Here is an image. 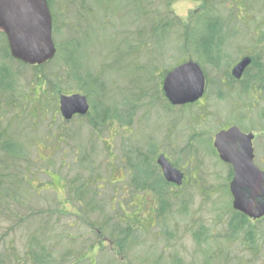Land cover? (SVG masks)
<instances>
[{
	"label": "trees",
	"instance_id": "16d2710c",
	"mask_svg": "<svg viewBox=\"0 0 264 264\" xmlns=\"http://www.w3.org/2000/svg\"><path fill=\"white\" fill-rule=\"evenodd\" d=\"M74 1L82 5L88 0ZM96 1L100 5L104 2L106 12L119 13L113 8L114 0ZM176 1H128L131 11L141 18H135V28L129 30V38L123 42L124 45L133 43L123 54L129 60L125 67L136 83L125 91L133 103L127 106L125 102L122 105L126 108L121 110L117 104L107 107L105 98L109 87L102 81V75L90 70L76 73L74 68L76 48L81 47L78 32L90 24L91 17H96L97 9L91 11L83 6L64 20L73 51L67 56L64 48L57 45L56 57L42 66H29L15 60L6 35L0 32L4 47V53L0 49V264H264L261 221H251L234 209L226 225L219 219L208 227L201 218L194 219L190 216L192 205L187 184L176 187L164 179L154 162L156 151L148 153L138 148L136 160L126 156L124 187L119 185L120 180L113 181L111 173L107 174L111 170L109 165L104 171L98 170L94 155L74 145L73 149H82L78 155L71 152L72 163L81 167L66 187L68 202L77 208L72 213L76 217L74 224L61 222L59 216L67 214L66 209L58 200H43L35 187L38 175L52 170L50 160L41 159L36 143L52 147L57 141L64 145L75 140L68 132V123L59 117L61 94L82 92L93 102L90 113L81 119H87V126L100 138L107 124L119 121L130 126L139 111L159 102L164 95L160 88L165 74L187 60L198 62L208 80L212 79L211 72L217 79L220 77L215 81L219 100L227 93L233 104L243 100L245 95L250 96V102L251 90L264 87V49H258L256 44L243 56L250 57L252 63L239 88L229 70L243 54L244 44L234 49L235 29L246 31L255 16L259 19L258 10H264V0L260 3L202 0V10L191 15L189 24L170 11ZM48 3L56 41L60 26L52 10L54 3L51 0ZM256 5H260V9ZM248 16L247 23L243 24V18ZM176 58L178 61L170 66L168 63ZM8 62L16 67L6 66ZM223 85L227 89L221 90ZM123 113L127 114L126 120ZM16 128L19 130L11 134ZM38 129L46 132L45 135ZM193 133L182 150L191 166L199 160L201 146H204L201 134L195 130ZM211 150L215 155L214 149ZM98 177L104 178L106 185L98 188L95 185ZM103 189L110 192L109 199L99 194ZM124 190L125 204L119 196ZM138 196L142 197L141 201L137 200ZM146 196L152 199L151 209ZM185 236L190 237L193 245L188 257L187 253L183 256L184 252L176 249Z\"/></svg>",
	"mask_w": 264,
	"mask_h": 264
},
{
	"label": "rangeland",
	"instance_id": "374dc122",
	"mask_svg": "<svg viewBox=\"0 0 264 264\" xmlns=\"http://www.w3.org/2000/svg\"><path fill=\"white\" fill-rule=\"evenodd\" d=\"M51 1L54 3L52 10H54L60 26V33L56 39L57 42H55L64 48L67 56L71 55L73 47L69 44L70 37L69 32H67L64 26L65 21L73 16L75 12H79L81 10L79 8L83 6L88 7L91 11H94V9L98 10L96 17H91L90 24L78 32L77 40L81 42V47L76 48V64L74 68L76 73H80L81 71L82 73H86L87 70H90L93 74L98 73L97 75L103 76L102 81L107 82L109 87L105 98L107 107L111 103L113 105L117 104L119 106L116 105V107H118V110H121L126 108V106L122 105L125 102L128 103L127 106H130L133 100L127 96L128 94L125 91H128L136 82L130 75L129 68L125 67L129 63V60L124 56L123 52L124 50L132 48L133 43L130 41L128 45H124L123 42L125 38H129V30L135 28L133 24L135 18H141L140 14L131 11L132 6L128 3L130 0L113 1L115 3L113 8L119 11L117 14L115 12H109L108 10L107 13L104 2L100 5L99 1L96 0H88L82 5L74 0ZM255 1L260 3L261 0ZM256 6L260 9V5ZM202 8V0H177L170 8V11L185 24H189L191 15L200 12ZM258 12L259 19L256 16V19H251V24L246 27V31L240 28L235 29L234 39L236 44H234V49L239 44H244L241 48L243 49V54H240L232 63L229 69L230 72L241 57L247 54L252 48V44H256L260 50L264 49V10L261 11L260 9ZM107 14L109 16L106 19ZM249 18L250 16L243 18V24H246ZM242 33L247 34L249 37L248 41V37ZM0 49L1 53H4L2 51L4 47L1 42ZM263 56L264 54L262 53ZM176 61H178L177 58L171 60L168 64L170 66L175 65ZM160 64L162 63L158 65ZM6 66L16 67V65L10 62ZM104 66L106 67L104 68ZM211 73L212 79L208 80L207 78L208 85L205 96L199 103L191 107H172L165 96L162 95L159 98V102L154 105L152 104L143 112L139 111L132 118L130 126L123 125L119 121L107 124L105 130L99 134L101 136L100 138L87 126V119H81L80 117L67 122L68 132L74 136L75 140L67 142L64 145H59L61 142L57 141V144L52 147H49L48 144L45 146L43 144L40 145V142H37L36 145L41 159L46 161L50 160L48 162H50L49 165L52 170H45L42 175H38L35 181V187L38 188L43 200H58L63 205V208L66 209L67 214L59 216L61 222L64 224L68 222L74 224L76 222V217L72 213H75L77 208L71 202H68V191L66 187L68 186V182L72 181L74 175L79 174V172L75 171L79 170L81 166H74L71 160V152L72 154L76 153L78 155L80 151L82 152V149L84 151L88 150L95 157L97 169L100 170L101 168L104 171L106 166L109 165L111 170L107 174L111 173L113 181L120 180L121 183L119 185L125 187V168L128 166L126 156L128 155L130 159L136 160V151L140 148L141 151L148 153L156 151L154 154L156 166H158L156 163L158 157L161 154H165L173 165L185 172L187 176L185 184L188 186L186 190L190 192L188 199L192 205L190 207L191 217H194V219L201 218L202 222L208 227L216 223L215 221L219 219L222 220L223 225H226L230 216L229 214L233 209V198L229 189L231 181L228 180V169L222 166L217 155L215 156L211 150L214 149L213 139L220 129L231 126L236 116L245 115L246 107H255V110L249 114V117L252 121L259 120L258 115L263 110L264 104L254 106L252 100L249 102L250 99L248 100V98L250 96L247 98V95H245L246 97L243 100L236 101L233 104V99L225 92L223 94L224 99L219 100L217 97V83L215 81L219 80L220 77L217 79L218 76L214 72ZM116 86L117 88H115ZM235 86L237 88L240 87L238 85ZM220 89L225 90L227 87L223 85ZM160 90L162 92V87ZM253 92H255V88L250 93ZM75 93L83 94L82 92ZM254 100H257V97H254ZM92 104L93 102H90L91 107ZM239 104L240 107H238ZM239 108L240 112L237 111ZM59 117L64 120L61 114ZM123 118L125 120L127 119L126 113H123ZM196 119L197 121L195 122ZM196 125L197 127L195 128ZM244 125H246L247 129L253 130L259 135L260 132L258 131H260V126L254 128L253 123ZM18 130L10 133L15 134ZM194 130L201 134L204 146H201L199 160L191 166L187 164L182 150L194 134ZM38 132L44 135L46 133L39 129ZM21 133L25 134L22 130ZM76 144L81 146L82 149H73ZM140 161L141 159H139L138 163ZM46 166L45 163V168ZM106 183L107 181L104 178L98 177L95 179V185L98 188L106 185ZM125 192V190L121 191L119 195L124 199V204L126 199ZM99 194L102 197L106 195L107 199L111 196L110 192L105 189L99 190ZM141 198V196H138L137 200L141 201ZM145 199L149 202L148 208L151 209V197L146 196ZM227 212L229 213L227 214ZM261 225L264 227V218L261 220ZM183 238L184 240L176 249L184 252L181 253L183 256L187 253L188 257L189 253L193 251V245L189 236ZM188 259L186 258L187 261ZM201 260L202 257H200Z\"/></svg>",
	"mask_w": 264,
	"mask_h": 264
},
{
	"label": "water",
	"instance_id": "95a60500",
	"mask_svg": "<svg viewBox=\"0 0 264 264\" xmlns=\"http://www.w3.org/2000/svg\"><path fill=\"white\" fill-rule=\"evenodd\" d=\"M0 32L6 35L11 56L26 65L42 66L57 55L48 0H0ZM251 63L250 57L243 58L232 69V76L240 80ZM162 89L173 107L193 105L206 94L207 77L202 66L191 59L167 72ZM59 109L63 119L70 122L76 116H87L91 105L86 95L61 94ZM252 140L253 135L232 127L216 134L214 148L221 161L233 167L229 186L233 209L249 219L260 220L264 217V172L253 163ZM156 163L169 184H184V171L165 154Z\"/></svg>",
	"mask_w": 264,
	"mask_h": 264
},
{
	"label": "flooded vegetation",
	"instance_id": "af4514ba",
	"mask_svg": "<svg viewBox=\"0 0 264 264\" xmlns=\"http://www.w3.org/2000/svg\"><path fill=\"white\" fill-rule=\"evenodd\" d=\"M245 57H247V56H245ZM245 57H242L236 63V65ZM247 70L245 71L243 77L240 80H237V79H235L232 76L233 82H234L235 85L241 86L240 84H242L244 82ZM250 95H252V101H253L254 106H257L259 104H264V87H257L255 92L251 93ZM253 96L257 97V100H254ZM253 110H255V107L254 108L253 107L247 108L245 115H241L239 117L236 116V118H234V116H233L234 121H233L232 125L220 129L217 133H219L221 131H224V130L227 131V130H229L232 127H237L243 134H245V135H253V140H252L253 163L260 171L264 172V108H263V110L260 111L261 113L258 115V118H259L260 121L259 120L252 121V119L249 117V114ZM237 111L240 112V108L237 109ZM250 123L251 124L253 123L254 128L260 126L259 127L260 131H258V132H260L259 135H257V132L247 129L246 125H244V124H250ZM216 134H215V136H216ZM215 136H214V139H213V148H214ZM214 153H215V155H217V157H218L220 163L222 164V166H224V167H226L228 169V171H229L228 177H231L233 179V176H234L233 167L231 165L226 164V163L221 161V159H220L217 151L215 150V148H214ZM232 179H231V181H232ZM229 186H230V184H229ZM263 218H261L260 220H251V219H249V220H251V221H261Z\"/></svg>",
	"mask_w": 264,
	"mask_h": 264
}]
</instances>
